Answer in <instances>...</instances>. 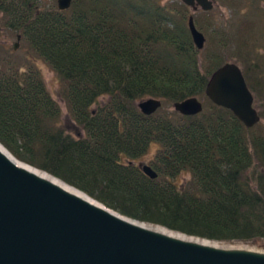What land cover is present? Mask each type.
<instances>
[{
  "label": "trees",
  "instance_id": "16d2710c",
  "mask_svg": "<svg viewBox=\"0 0 264 264\" xmlns=\"http://www.w3.org/2000/svg\"><path fill=\"white\" fill-rule=\"evenodd\" d=\"M189 14L180 0H72L65 9L56 0H0L1 26L60 76L80 128L74 134L60 123L61 105L35 62L15 59L1 42L0 142L134 218L220 241L262 239L264 110L246 126L207 97L225 57L196 47ZM193 95L200 112L173 107ZM148 96L162 104L145 114L137 102ZM151 141L159 144L154 178L135 163Z\"/></svg>",
  "mask_w": 264,
  "mask_h": 264
},
{
  "label": "water",
  "instance_id": "95a60500",
  "mask_svg": "<svg viewBox=\"0 0 264 264\" xmlns=\"http://www.w3.org/2000/svg\"><path fill=\"white\" fill-rule=\"evenodd\" d=\"M71 1L57 0V6L68 8ZM197 1L203 8L212 7L211 0ZM188 26L194 44L202 48L205 38L192 15ZM205 93L246 126L260 120L253 93L233 61L212 71ZM161 104L160 98L148 96L137 106L150 114ZM173 107L195 114L203 102L193 95L174 101ZM0 145V264H264V247L210 239L134 218L74 185L77 191L68 188L65 180ZM138 166L151 178L157 176L150 164Z\"/></svg>",
  "mask_w": 264,
  "mask_h": 264
},
{
  "label": "flooded vegetation",
  "instance_id": "af4514ba",
  "mask_svg": "<svg viewBox=\"0 0 264 264\" xmlns=\"http://www.w3.org/2000/svg\"><path fill=\"white\" fill-rule=\"evenodd\" d=\"M256 3V13L250 11L254 7L252 0H211L212 7L210 8H203L197 0H193L190 4H184L191 11L196 27L204 35V45L210 42L212 48L220 49V52L217 51V53L221 58H224L223 51L226 49L237 45H247L248 50L245 53L241 51L244 54L242 59L247 54L246 58L250 60L247 67L243 70L240 63L234 62L239 65L245 78L249 76L250 80L252 78L262 80L261 85H263L264 0H256ZM244 5L247 8H241ZM18 35L20 36L19 33ZM261 85L250 82V87L256 94L263 88ZM135 160L136 164L141 161L139 158Z\"/></svg>",
  "mask_w": 264,
  "mask_h": 264
},
{
  "label": "rangeland",
  "instance_id": "374dc122",
  "mask_svg": "<svg viewBox=\"0 0 264 264\" xmlns=\"http://www.w3.org/2000/svg\"><path fill=\"white\" fill-rule=\"evenodd\" d=\"M254 1V7L251 8L250 11H253L256 13V0H252ZM42 2H48V0H42ZM241 8H247V6L245 7V5ZM211 16V15H210ZM1 30H0V43L2 42L5 46V49L8 50H12L14 43L17 42V47H16V51L13 54L16 58L18 59H30L33 60L35 62V64L38 66V68L40 69L43 78L45 80L46 86L49 89V91L53 94V96L57 99V101L59 102V104L61 105L62 108V115H61V121L60 123H62V125L68 129L69 131H71L74 134H80V128L79 126L76 124V122L71 118V116L69 115L65 102L61 96V85H62V79L60 78V76L55 72V70L46 62L44 61L42 58L39 57H33L31 56V50L29 48H27L26 45H22V41L21 39L16 38V35L14 33H11L8 29H5L3 26H1ZM206 48H212L213 46H210V42L206 43ZM216 49L218 52H220V49L218 48H213ZM248 50L247 45H237L235 47H230L228 49H226L225 51H223L224 57L225 59H234L236 60L238 63H242V68H246L248 62H250L249 58L247 59L246 57L247 54L244 56L245 58H243V53L241 51H243L245 53V51ZM258 50V49H256ZM2 54H4V51H2ZM264 71V70H263ZM249 79V76L247 77ZM249 81L252 84H256L259 86L261 85V81L262 80H256L253 79ZM263 88H261L260 90H258V93L256 94V100H255V106L259 111H263L264 110V84L261 85ZM262 121H264V117L262 118ZM158 143L155 141H151L150 146L148 148V150L139 157V159L141 160V162H150L151 159L154 157V154L156 152V149L158 147ZM13 154V153H12ZM14 155V154H13ZM136 162V160H135ZM189 176V172H183L181 174H179V177L177 178V182H182L184 181L187 177ZM240 241H236V243H238ZM244 243L250 244V245H255L257 247H264V238L262 239H257V240H251V241H244Z\"/></svg>",
  "mask_w": 264,
  "mask_h": 264
},
{
  "label": "bare ground",
  "instance_id": "6f19581e",
  "mask_svg": "<svg viewBox=\"0 0 264 264\" xmlns=\"http://www.w3.org/2000/svg\"><path fill=\"white\" fill-rule=\"evenodd\" d=\"M0 147H2L1 145H0ZM3 148V147H2ZM40 173H42V172H40ZM59 181V180H58ZM60 182V181H59ZM66 186L68 187V188H70V189H72V190H75V191H77V189L76 188H73V186H71L70 184H67L66 183ZM161 226V225H160ZM163 227V226H162Z\"/></svg>",
  "mask_w": 264,
  "mask_h": 264
}]
</instances>
